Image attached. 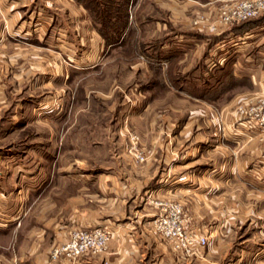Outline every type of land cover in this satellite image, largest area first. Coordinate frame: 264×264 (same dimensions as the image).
Instances as JSON below:
<instances>
[{
	"label": "rangeland",
	"instance_id": "374dc122",
	"mask_svg": "<svg viewBox=\"0 0 264 264\" xmlns=\"http://www.w3.org/2000/svg\"><path fill=\"white\" fill-rule=\"evenodd\" d=\"M105 1L110 3L104 18L107 39L99 33L107 51L79 6L73 7L76 15L63 0L54 2L61 15L54 21L47 15L38 29L28 16L13 21L9 38L28 45L0 47V220H77L85 205L101 209L99 200L88 204L83 198L119 192L124 181L138 185L142 195V186L156 189L164 183L178 185L181 179L193 190L181 193L176 187L164 196L161 188L153 193L150 204L155 214L149 220L159 213L161 202L178 200L186 229L207 236L208 243L186 251L152 227L172 251L165 264H186L185 258L196 264L195 257L208 251L210 257L203 264L259 263L250 252L264 249V163L251 151L240 152L245 146L238 143L247 133H259L246 125L256 117L238 109L251 104L246 99L227 106L235 85L229 61L224 71H212L223 51L230 58L249 52L256 65L260 28L246 39L226 37L220 48L213 46L208 34H201L206 39L201 44L204 39H180L169 30L175 48L164 51L154 37L167 29L117 33L124 12L120 6L129 11L131 0ZM86 2L97 6L94 0ZM156 9L148 6L146 12ZM92 21L100 26L98 17ZM215 75L220 82L213 83ZM212 83L221 90L212 89ZM225 137L239 138L229 145L239 150L230 155L236 159L231 162L236 176L229 181L211 175L215 160L227 158L221 151L224 146H216V139ZM212 184L220 189L229 184L235 195V203H228L233 198L224 189L214 204L217 216L212 220L224 223L223 239L210 233L217 223L201 226L187 221L199 210L196 198L202 187L198 192L195 186ZM210 206L211 202L205 208L209 213ZM108 209L119 207L109 203ZM93 227L110 230L112 238L110 224H76L68 236L75 228Z\"/></svg>",
	"mask_w": 264,
	"mask_h": 264
},
{
	"label": "crops",
	"instance_id": "0c3cea01",
	"mask_svg": "<svg viewBox=\"0 0 264 264\" xmlns=\"http://www.w3.org/2000/svg\"><path fill=\"white\" fill-rule=\"evenodd\" d=\"M55 1L58 0H0V14L3 17V20L1 19L3 22L0 20V35H3V37L0 36V47L7 50L11 48L21 49L25 47L23 45H28V42L13 41L9 38L11 36L13 21L18 20L21 16H28V18H34V26L37 27L38 24L42 25L43 18L47 15L51 19L53 17L57 18L61 14L57 10L59 8L56 5L57 2L56 4L54 3ZM229 1L131 0L125 30L131 29L135 33L138 31L141 33H153L167 29L165 34L154 37L155 40L160 41L158 48L165 51L169 50L165 49L166 47L174 46L169 39L172 34L179 36L180 39L189 36L199 38L200 41L205 38L201 34H208L210 37H213V46L220 48L222 47L224 38L235 37L246 39L252 37L257 27L260 28V36L258 38L260 48L256 59L258 63L256 65H252L253 58L249 52L247 54L243 53L242 57H237L236 54L235 57L230 58L227 52L223 51L218 54L216 60L213 62L217 66L212 71L213 74L214 72L220 73L224 71V65L229 61L230 68L228 72L234 78L235 85L233 89L229 90L232 97L227 102V106L235 103V101L237 103L238 99H246L247 101L245 102L254 103L258 97L264 98V12L256 19L226 24L219 20V16L221 8L229 3ZM64 2L67 3V7L75 14L77 12L73 7L75 5L79 6V12L84 15L91 31H94L102 39L103 50L107 51L108 48H106L104 39L97 30V25L93 24L92 14L85 3L82 0H63ZM148 6L156 7L155 13L149 10L146 12ZM71 15L74 16L72 13ZM20 25L24 27V24ZM169 30L173 31V33L167 34ZM205 42L206 39L200 43ZM250 43L247 45H250ZM12 53L20 55L16 52ZM12 53L11 55H13ZM167 71L169 74V68ZM212 81L216 83L220 82V79L216 78L215 75ZM213 83L212 89H215L217 92L220 91L222 87L218 88ZM217 92L215 94L218 97L221 94ZM236 128H239V126ZM262 134L263 132H259L254 135L250 132L247 133L248 136L244 137V139L217 138L216 146H224L222 148L225 150L221 151L227 155V158L222 159L221 163L219 159L215 160L216 163L211 168L212 172H215H211V175L222 177L225 181H229L230 178L235 177V165L231 162H235L236 159H231L230 155H236V153H239V150L240 152H246V154L251 151V153L258 155L264 163V140L261 138ZM237 140L245 148L239 147V150H237L229 146L237 143L235 142ZM226 145L228 146L225 147ZM132 183L124 181V185L118 186L119 192L116 190L114 191L115 193L107 191L99 197L89 195L86 199L83 198L82 201L88 204L93 202V200H99L101 209L97 211L95 207L94 209L93 206L88 205L89 209L85 205L81 212L82 215L80 214L76 218L77 220H11V218L0 220V264H165L166 261L171 260L172 251L166 247L165 243L160 240L159 236L152 229V221L149 218L155 214L153 212L155 206H151L150 204L152 201L151 196H153V193L158 194L161 188H163L164 196L176 187L181 193L193 190V188H190L187 182L180 179L178 185H174L172 182L170 184L164 183L162 186L158 185L156 189L142 186V195H140V187L138 185L134 187ZM201 187L202 192L196 198L199 210L197 213L189 215V219L194 217V220L187 221L201 226L217 223L218 220L212 219H215L217 216L214 204L219 203L218 194L226 189L224 193H228L233 198L228 203L234 204V192L230 191L229 184L221 189L220 186L214 184L204 187L196 185L194 189L198 191ZM74 200L77 201L75 198ZM209 202H211L210 213L205 209ZM109 203L111 205L115 204V206L119 207V210H109ZM76 224L85 226L110 224L112 238L108 242L107 248L100 254L92 256L93 258L83 257L77 261H70L62 256L52 258V248L57 243L65 240L70 229ZM223 225L224 223L215 224L214 229L210 231L211 235L214 234L215 238L223 239L225 235L222 228ZM204 231H208L207 228ZM208 252L195 257L194 261L196 264H203L205 260H208L210 257ZM250 253L253 254L255 263L264 264V249H258ZM185 259V263L188 264V259ZM180 260H183V257H180Z\"/></svg>",
	"mask_w": 264,
	"mask_h": 264
},
{
	"label": "built area",
	"instance_id": "2783aa9c",
	"mask_svg": "<svg viewBox=\"0 0 264 264\" xmlns=\"http://www.w3.org/2000/svg\"><path fill=\"white\" fill-rule=\"evenodd\" d=\"M264 12V0H230L220 11L219 20L229 24L239 22L257 16ZM238 109L244 113L256 117V121H248L249 128L263 132L264 140V98L257 103H251L247 107L239 105ZM159 213L152 220L154 230L169 242L176 246L191 251L193 247H202L208 243L207 236L197 234L186 229L182 219L183 205L178 200L161 202ZM111 232L102 227L75 228L68 238L57 243L52 248V258L64 254L70 260H77L85 256H95L103 252L108 245Z\"/></svg>",
	"mask_w": 264,
	"mask_h": 264
},
{
	"label": "trees",
	"instance_id": "16d2710c",
	"mask_svg": "<svg viewBox=\"0 0 264 264\" xmlns=\"http://www.w3.org/2000/svg\"><path fill=\"white\" fill-rule=\"evenodd\" d=\"M84 3H85V5L88 7V9H89V11L91 12V14H92V17L94 18V17H98L99 19H100V26L98 27L97 26V29H98V31L101 33V35L105 38V39H107V30L104 28V24H105V22H104V18H106L107 19V15H106V11L107 10H110L109 9V7H110V3L108 2V1H105V0H94L95 1V3H96V5L97 6H95L94 8L90 5V4H88L87 2H86V0H82ZM119 1H121L122 3H127L128 2V0H119ZM120 7H124V12H121L122 14L120 15V17L122 18V20H121V23H120V25H118V30L116 31L117 33H122V31H124L125 30V27H126V25H127V13H128V10H127V8H125V6H120ZM102 13V14H101ZM99 14V15H98ZM114 18H117V16L116 15H114ZM253 17H251V19H252ZM250 18H248V19H246L245 21H248V20H251ZM254 19V18H253Z\"/></svg>",
	"mask_w": 264,
	"mask_h": 264
}]
</instances>
